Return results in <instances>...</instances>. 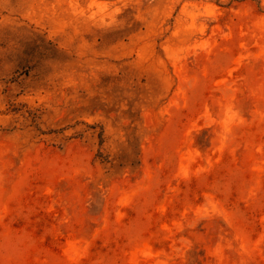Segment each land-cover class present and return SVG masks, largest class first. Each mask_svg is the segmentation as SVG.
Returning <instances> with one entry per match:
<instances>
[{
	"label": "rangeland",
	"instance_id": "1",
	"mask_svg": "<svg viewBox=\"0 0 264 264\" xmlns=\"http://www.w3.org/2000/svg\"><path fill=\"white\" fill-rule=\"evenodd\" d=\"M0 264H264V0H0Z\"/></svg>",
	"mask_w": 264,
	"mask_h": 264
}]
</instances>
